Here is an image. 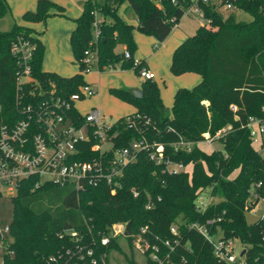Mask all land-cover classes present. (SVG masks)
<instances>
[{
  "label": "trees",
  "instance_id": "obj_1",
  "mask_svg": "<svg viewBox=\"0 0 264 264\" xmlns=\"http://www.w3.org/2000/svg\"><path fill=\"white\" fill-rule=\"evenodd\" d=\"M84 1V11L70 39L80 65V73L73 77L43 70L45 47L32 30L15 25L11 32H0V105L5 112H15L17 67L11 47L19 36L36 45L33 77L48 89L53 83L62 91L75 93L85 83L82 72L88 67L84 62L87 51L97 52L100 72L120 68L134 70L138 75L133 61L137 48L134 27L118 15L123 3L127 2L137 16L141 32L152 35L159 43L171 35L193 4L191 0ZM226 1L220 0L219 6ZM233 4L235 9L249 14L251 21H238L233 13L223 17L210 1L200 3L209 23L180 44L171 68L176 75L197 73L202 81L193 89H178L172 112L166 109L154 80H144L141 100L129 90H113L136 107L129 117H141L133 129L127 127V117L115 123L117 146L155 139L164 143L166 155L173 162L191 165V175L163 173L147 152H140L138 161L125 167L121 188L114 195L104 185L78 191L53 183L36 187L37 177L25 180L12 197L14 255L6 256L5 264H46L50 257L59 255H64L63 262L68 264H92V258L100 261L107 255V262L112 264L116 253L126 256L129 264H137L134 237L143 227H147L146 239L161 248L164 264H227L215 256L212 245L190 227L192 224L208 226L213 235L221 232L226 240H239L247 264H264V218L253 224L245 218V212L264 199V191L257 189L259 183L264 186L263 159L253 146L249 127L253 118L264 122V0H236ZM55 7L51 0H39L37 12L25 14L24 19L46 22ZM8 10L6 0H0V16ZM97 16L103 20L98 23L96 36ZM126 51L132 59L125 58ZM233 105L237 111L231 108ZM219 132L223 133L216 138ZM205 134L216 138L221 149L206 153L195 146L187 153L171 146L181 138L201 142ZM208 189L220 201L201 213L196 208L197 193ZM133 190L140 193L138 197ZM254 190L257 196L250 202ZM149 201L155 205L151 210L146 208ZM129 222L131 237H119L109 246L102 245L101 239L110 235L113 225ZM174 225L177 235L171 232ZM78 246L84 247V259L77 254ZM89 249L93 256L87 255ZM68 250L74 252L70 257ZM140 254L143 264H162L152 261L148 253Z\"/></svg>",
  "mask_w": 264,
  "mask_h": 264
},
{
  "label": "built area",
  "instance_id": "obj_2",
  "mask_svg": "<svg viewBox=\"0 0 264 264\" xmlns=\"http://www.w3.org/2000/svg\"><path fill=\"white\" fill-rule=\"evenodd\" d=\"M191 1L193 4L188 10L203 15L200 3H206L209 0ZM235 1L227 0L223 7L226 10H233ZM100 21L97 16L96 36L99 33L98 23ZM35 50L36 45L24 36H19L11 47L17 67V93L15 112H5L4 107L0 105V196H16L20 184L32 177L38 178L36 187L53 183L62 188L74 187L78 191H83L87 186L104 185L114 195L121 188L125 167L136 163L140 152H147L150 161L161 167L163 173L177 175L186 172L191 175L192 169L191 167L189 169L191 165L186 166L181 162H173L166 155L164 143L155 139L143 138L131 142L129 146L119 148L116 144L119 133L114 129L115 123H106L102 111L97 107L91 108L85 114L78 109V103L88 101L98 94L97 88L86 81L75 93L62 91L53 83L49 89L44 87L33 77L32 61ZM86 55L84 62L88 67L82 72L84 77L92 72L98 60L96 51H87ZM125 58L132 59L133 57L130 52L126 51ZM133 61L134 66L139 69L138 75L142 80L156 78L144 61L135 58ZM28 88L30 90H27ZM203 104L208 105L207 102ZM231 108L234 111L238 110L235 105ZM140 118L139 115L136 118L128 116L126 118L127 127L129 129L138 127L137 120ZM146 122L149 123V120ZM249 127L253 143H259L264 148V142L261 139L264 134V122L253 118ZM223 132H219L216 138L220 137ZM204 137V140L198 143L181 138L178 143L171 146L175 147V151L191 153L195 146L200 148L203 144L212 145L214 139H211L210 134H205ZM257 189L264 191V186L259 183ZM14 190H16L15 195H13ZM133 193L135 197L140 194L136 190H133ZM252 195L257 196L255 190ZM210 205L211 197H208L206 191H199L196 200L197 210L205 213ZM154 206V203L149 201L146 208L151 210ZM127 224L113 225L110 235L101 239L102 245L109 246L113 239L126 237ZM190 227L196 229L212 245L215 256L220 261L227 264H247L245 256H242L245 250L236 254L235 240H226L222 235H213L206 225L192 224ZM171 232L174 235L178 234L175 225L172 226ZM146 233L147 227H143L134 237L135 249L140 250L144 255L148 253L152 261L164 264L161 248L156 244H151L145 237ZM72 235L76 236V233ZM12 243L11 225L5 227L0 225V264H5L6 256L14 255L11 249ZM165 244L172 248L170 241H166ZM83 250L84 247H77L80 259H84ZM66 254L70 257L74 252L68 250ZM87 255L93 256V250H87ZM63 256H52L46 264H68V261L63 262ZM91 263L109 264L107 255H103L100 261L92 258Z\"/></svg>",
  "mask_w": 264,
  "mask_h": 264
},
{
  "label": "rangeland",
  "instance_id": "obj_3",
  "mask_svg": "<svg viewBox=\"0 0 264 264\" xmlns=\"http://www.w3.org/2000/svg\"><path fill=\"white\" fill-rule=\"evenodd\" d=\"M38 1L39 0H12L13 3H9L6 0L8 5V13L4 16H0V32H11L15 25H19L25 28H28L34 32L36 36L43 42L45 47V53L43 56V69L48 73L56 74L60 77L70 78L80 73V65L76 60L74 52L72 50V45L70 43V30L67 27V22H71V24L76 22L81 16L73 17L71 14L67 13L66 11H71L73 13L72 4H70L69 0L66 2V11L59 10V5H55V9L53 13L50 14L49 18L47 19L46 23L48 26V32L45 29V22H35L25 20L24 16L27 13H36L38 9ZM74 5L78 7L80 0H70ZM100 2L104 0H99ZM63 5V3H61ZM220 5V4H219ZM218 5V6H219ZM11 6V7H10ZM33 7V10L29 7ZM218 11L223 17H228L231 13H233L238 21H245L249 22L251 20V16L247 14L246 19L240 16V10L233 9V10H226L225 7L219 6ZM15 8L16 13L18 16L13 13V9ZM62 8V7H61ZM12 11V12H11ZM118 12L127 19L126 22L133 25V39L136 43V51L141 49L140 40L147 41L148 38L155 39L152 35H147L139 29V23L137 16L134 12L129 8V4L127 2L123 3L122 6L119 8ZM243 12V11H242ZM245 13V12H244ZM20 14V15H19ZM119 15V14H118ZM21 22V23H20ZM179 26L183 29L192 30L193 34L188 35L192 37L196 34L199 24H205L204 16L199 13L192 12V10H188L186 15L182 18L179 22ZM208 28H211L208 26ZM151 40V39H150ZM155 43L150 44L145 43L144 51L146 55L141 59L135 55V58H139V60H145L148 62V67L154 72L157 76V79L154 82L158 85L160 93L161 90L164 92L163 97L164 99L169 98L171 100L170 104L165 106L169 112H172V108L174 105L173 97L174 93H172L173 88L177 87L180 82L181 77H191L193 80H199V83L202 81V76L189 72L182 75H176L172 72V60L174 53L178 47L171 52V57L167 61H165L162 57L156 58V56H151V52L147 53L149 49H153L155 45H160L156 39ZM135 54V53H134ZM144 58V59H143ZM92 71L94 73H98L97 65L94 64ZM123 70L120 68L113 69V70H105L102 72V75L99 77L98 75L87 77V81L89 83H94L96 88L100 91V97L97 98L95 101L93 99L90 101L88 100L87 104L80 105L78 104L79 110L82 114L87 113V111L93 106H96L101 109L104 117L105 122L108 124H114L118 120L126 118L136 112V107L127 101L122 100L117 95L114 94L115 89H124V90H131V86H135L134 88L141 89L144 85V80L136 74L134 70H128V72H122ZM165 82V83H164ZM100 84V85H99ZM211 137V136H210ZM264 138V134H263ZM212 139V138H211ZM214 140L216 138H213ZM212 142V145H202L201 147L206 153H211L214 150L221 149V143L219 141ZM255 149L259 152L262 159L264 160V148L259 143L254 144ZM202 150V149H201ZM191 166H189L190 169ZM208 197H211V204L218 203L220 201L219 197H212L211 190H206ZM16 194V190L13 191V195ZM255 197L252 195L250 197V202H254ZM245 218L248 224H253L259 219L264 218V199H261L254 209L245 212ZM14 219V207L12 203V195H2L0 196V225L2 227L11 225ZM218 235H222L221 232H218ZM217 235V236H218ZM243 246L239 240H235V252L236 254H240L243 251ZM135 254V262L137 264H143L144 258L140 254V250H137ZM116 258L112 259V264H129L127 261L126 256L121 254H113ZM128 255L132 257V253L128 250ZM117 261V262H116Z\"/></svg>",
  "mask_w": 264,
  "mask_h": 264
},
{
  "label": "crops",
  "instance_id": "obj_4",
  "mask_svg": "<svg viewBox=\"0 0 264 264\" xmlns=\"http://www.w3.org/2000/svg\"><path fill=\"white\" fill-rule=\"evenodd\" d=\"M52 1V3L53 4H55V5H59L60 7H62L65 11L67 10L66 9V2L65 1H67V0H51ZM214 6H218L219 4H220V0H209ZM8 2L11 4V3H13L12 2V0H8ZM69 2H70V4H72V9L74 10L73 11V13L71 12V11H66L67 13H69V14H71V16H73V17H75L76 15V17H78V15H82V13H83V11H84V8H85V1L84 0H80V1H78L79 2V5H78V7L76 6V5H74L70 0H69ZM103 2V1H102ZM61 3H63V5L61 4ZM128 4V3H127ZM11 7V6H10ZM219 7V6H218ZM30 9H32L33 10V7L31 6V7H29ZM53 9H55V8H53ZM51 10V12L50 13H53L54 11H56V10ZM63 10V11H64ZM12 12V11H11ZM13 13L15 14L16 13V11H15V8L13 9ZM118 14H119V17L122 19V20H124V21H127V19H125L124 18V16L123 15H121L119 12H118ZM240 16L241 17H243V18H245L246 19V13H244V12H242L241 10H240ZM16 15V17L18 16V14H15ZM20 15V14H19ZM202 15V14H201ZM203 16V15H202ZM252 19V18H251ZM99 20H103L102 19V17L101 16H99ZM245 21H247V20H245ZM251 21V20H250ZM138 22V21H137ZM205 24H207V21L205 20ZM21 23V22H20ZM139 23V22H138ZM45 29H46V32H48L49 30H48V26H47V23L45 22ZM76 22L74 23H72L71 24V22H67V27L69 28V30H70V39H71V35H72V32L75 30V28H76ZM180 24V23H179ZM179 24L175 27V29L173 30V32L171 33V35L163 42V43H161L160 45H155L154 47H153V49L151 48V49H149L148 51H147V53H149V52H151V56H150V58H152L153 56H156V58H163L165 61H167L168 59H170V55H171V52H173L174 51V49L176 48V47H179L180 46V44H182L185 40H187L188 38H189V34L190 35H192L193 34V32H192V30L190 31L189 29H186V28H181L180 26H179ZM205 24H199L200 26L198 27V29L201 27V26H203V25H205ZM19 26V25H18ZM22 27V26H21ZM197 29V30H198ZM151 39V40H150ZM156 41H155V39H152V38H148L147 39V41L145 42V41H142V40H140V44H141V49H138V52H135V54H134V58H135V55H137V57H139L140 59L142 58V57H144L145 55H146V53H145V51H144V47H145V43H148V45H149V47H150V44H152V43H155ZM70 43H71V40H70ZM121 50H123V48L121 47L120 48ZM45 53V52H44ZM138 58V59H139ZM135 59H137V58H135ZM144 59V58H143ZM147 59H145L144 60V62H145V65L148 67V62L146 61ZM143 61V60H142ZM148 69L149 70H151L149 67H148ZM44 70V69H43ZM152 71V70H151ZM122 72H128V70H123ZM153 72V71H152ZM154 73V72H153ZM95 75H98L99 77L102 75V72H100V71H98V73H94L93 71L91 72V73H89V74H87V75H85V77H84V79H85V81L86 82H88L87 81V77H90L91 76V78H92V76H95ZM156 76V75H155ZM157 79V76H156V78L154 79V80H156ZM180 79V82H182L181 84H178V86L177 87H174L173 88V91H172V93H174L175 92V90H176V92L178 91V89H180V88H189V89H193L195 86H197L198 84H199V80L197 79V80H193L191 77H186V78H184V77H181V78H179ZM89 83V82H88ZM165 83V82H164ZM90 84H92L94 87H96L95 85H94V83H90ZM100 85V84H99ZM132 87V89H133V87H135V86H131ZM97 91H98V94L95 96V97H93L92 99H93V101H95L97 98H99L100 97V91L97 89ZM176 92H175V94H176ZM164 92L161 90V99H162V101H163V103H164V105L166 106L167 104H168V102H169V104H170V102H171V100L169 99V98H165L164 99V97H163V94ZM175 94H174V96H175ZM91 99V100H92ZM90 101V100H89ZM173 102H174V97H173ZM88 103V101H85V102H81V103H78V104H80V105H85V104H87ZM77 104V106H78V109H79V105ZM93 107H96V106H93ZM98 108V107H97ZM100 109V108H99ZM90 110V109H89ZM88 110V111H89ZM101 110V109H100ZM87 111V112H88ZM81 112V111H80ZM261 139H262V141L264 142V138H263V135H262V137H261ZM203 145H206V144H203ZM202 145H200V148L203 150V148L201 147ZM254 146V145H253ZM191 169H192V166H191Z\"/></svg>",
  "mask_w": 264,
  "mask_h": 264
},
{
  "label": "water",
  "instance_id": "obj_5",
  "mask_svg": "<svg viewBox=\"0 0 264 264\" xmlns=\"http://www.w3.org/2000/svg\"><path fill=\"white\" fill-rule=\"evenodd\" d=\"M130 94L135 98V99H143L144 97V94H143V91L141 89H138V88H134V89H131L130 90ZM263 165H264V160H263ZM131 227H132V223H128L127 224V227H126V232H125V236L126 237H131L132 236V230H131ZM245 255V251L242 253V256Z\"/></svg>",
  "mask_w": 264,
  "mask_h": 264
}]
</instances>
